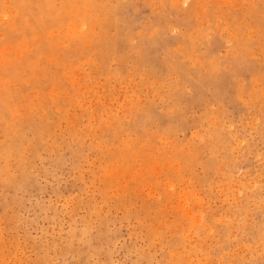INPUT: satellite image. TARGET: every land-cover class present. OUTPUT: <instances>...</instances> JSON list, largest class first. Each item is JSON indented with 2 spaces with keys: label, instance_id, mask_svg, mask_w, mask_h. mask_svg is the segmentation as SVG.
<instances>
[{
  "label": "rangeland",
  "instance_id": "374dc122",
  "mask_svg": "<svg viewBox=\"0 0 264 264\" xmlns=\"http://www.w3.org/2000/svg\"><path fill=\"white\" fill-rule=\"evenodd\" d=\"M0 264H264V0H0Z\"/></svg>",
  "mask_w": 264,
  "mask_h": 264
},
{
  "label": "bare ground",
  "instance_id": "6f19581e",
  "mask_svg": "<svg viewBox=\"0 0 264 264\" xmlns=\"http://www.w3.org/2000/svg\"><path fill=\"white\" fill-rule=\"evenodd\" d=\"M135 165V164H134ZM221 167V166H220ZM144 174V173H143ZM185 204V203H184ZM203 219V218H202ZM153 223V222H152ZM255 227V226H254ZM212 244V243H211ZM207 245V244H206Z\"/></svg>",
  "mask_w": 264,
  "mask_h": 264
}]
</instances>
